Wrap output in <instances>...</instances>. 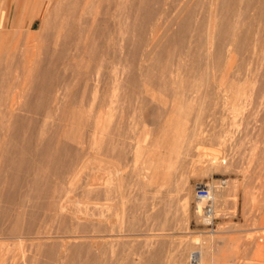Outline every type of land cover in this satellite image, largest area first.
I'll return each instance as SVG.
<instances>
[{"label": "rangeland", "instance_id": "rangeland-1", "mask_svg": "<svg viewBox=\"0 0 264 264\" xmlns=\"http://www.w3.org/2000/svg\"><path fill=\"white\" fill-rule=\"evenodd\" d=\"M22 1L0 0V18L2 9L6 16L4 26L0 28V38L2 39L0 42V65L2 67L6 56L15 48L16 58H21L20 49H18L22 47L20 33L14 34L13 32L17 30L23 32L30 27L27 26L28 21L14 27L17 4ZM59 1L61 0H29L28 14L38 16L30 27L31 30L33 29L32 31L39 28L45 13L50 11L56 13V9H60L59 5L57 6ZM135 1L126 0L128 6L124 17V20L126 19L124 28L127 34L125 52L129 53V56L127 53L125 54L127 60L124 59L126 61L122 64L123 66L118 65L117 69L106 79V76L101 78L103 80L99 85L102 84V86H98L96 91L92 90L93 92L89 90L84 100V112L100 116L99 118L95 117V120L93 118V122H97L99 129L93 140L91 139L93 145L91 142L88 145L87 150L90 151L85 150L81 158V166L76 171H69L65 175L66 177L64 176L63 180L65 181L62 180V188L57 193L54 205L57 208L53 210L57 214L53 213L48 225L50 227L46 233L51 236L47 240L49 244L54 245V251L48 253L43 246L39 248L35 244V240L27 235L24 237L23 234H19L14 236V239H6L2 235V239L0 238V264L9 262V264H84L88 263L89 258L95 255L102 264H192L189 256L195 249H198L199 252L196 264H202L204 249L209 250L211 257L203 264H264V58L235 53L229 64L227 61L225 62V65H228L227 71L220 73L219 70L215 68L216 71L213 68L214 63L219 60L217 59L219 57L216 56L219 48L217 45L218 35H220L222 21L228 14V10L234 8L231 11L233 17L230 16L239 22L237 28L260 29L262 26L260 22L257 21L251 25L249 21L255 19L261 0H235V3L232 0H147L148 6H151L153 10V15L150 21L145 26L143 25V29L140 24L141 21L143 24V20L140 19L143 16L140 15L142 12L135 8L136 5H132ZM182 1L185 4L189 3L183 6ZM128 3L132 6H129ZM115 23L114 17L108 23L112 46L116 44ZM155 23L157 30L154 27ZM197 24L201 28H198ZM130 35L131 37H128ZM156 41L161 43L160 46H153ZM17 45H19L18 48L15 47ZM131 50L132 52H130ZM133 52L137 56L133 54L134 57ZM142 52H148L147 59L145 53ZM135 60H137L136 63ZM211 61L213 64L210 63ZM172 64L173 66H171ZM163 66L173 71L164 70L166 71L164 74L161 68ZM174 68H177L179 74ZM167 73L171 75V78L175 76L176 80L183 78L184 85L186 86L188 82L189 85L192 84L191 87L188 88V84L187 88L180 87V92L177 88L178 92L177 90L175 92L179 96L175 93L172 94L174 90L168 91L172 90L171 82L164 78ZM212 73L216 79L220 78V80L217 81ZM104 79L106 83L103 82ZM211 81L216 82L212 84ZM105 86L107 89L104 88ZM126 94L133 95H129L131 98L129 99ZM180 105L185 107L182 108ZM186 107L189 110H184ZM56 117L48 119V127L50 131L61 127L66 129L62 134L66 140H70L80 133L79 130H84L83 126L79 125L77 120L72 117L71 119L64 118L62 121ZM57 123H60V126ZM56 125L59 128L56 129ZM114 125H121L122 128L124 127L123 134H128L125 137L126 140L123 139V134L122 138L120 137V140L123 141L121 142L122 146L125 142V146L122 148L127 151V153L123 151L126 162L121 158L124 155L118 156L121 158L120 161L125 162L124 165L121 163L122 161H118L119 158H115L117 155L113 156L115 151L110 150L106 154L103 153V149H106L107 143H109L107 140L112 135L108 130ZM184 126L186 129L188 128V132L190 131L189 134L191 132L196 134L183 139L180 133ZM62 128L58 130L59 133L63 132H60ZM179 143H183V146L180 147ZM177 144L178 147H176ZM149 145L151 146L149 147ZM118 165L125 167L123 171V166H120L119 173L122 172L126 175V172H132L130 173L132 175H126L131 177L130 186L126 188L127 191L125 190L123 194L108 192V196H106V192L100 196L88 192L89 189L86 188H89L88 182L92 176L95 179L93 181L97 182L96 186L99 189L103 188L106 185L103 182L114 175L115 167ZM126 165L128 166L126 167ZM140 169L144 174L149 173L150 177L154 178L152 183L145 187H140V184L136 183V173ZM98 171L103 174H99ZM26 172H20L22 178L19 177L20 183L18 182V186L16 185V196L23 195L24 197V194L29 196L33 191L28 192L31 184L29 181L27 182L29 189H26L25 180L27 177H29L27 180H30L32 176L28 175L31 172L28 174ZM150 173H154L153 176ZM50 177L53 179L56 175L53 172L48 173V179ZM144 177L142 182L151 181L150 177ZM133 178L134 180H132ZM21 179H24V182ZM220 180H224L226 183L216 196L217 217L212 224H208L202 216V209L198 205L199 200L195 197V189L199 183L208 181L218 184ZM102 183L104 185H101ZM107 185L112 186L113 181L107 182ZM93 186L95 187L94 184L91 187ZM17 189H21L20 193ZM144 194H147L146 198L149 195L146 200L147 204L144 202L146 199ZM28 196L24 197L29 206L23 204L26 211L24 220L22 219L23 224L28 222L29 214L38 217V213L42 209L41 205L38 210L36 206L34 209V201ZM44 196L42 197L47 200ZM42 197L39 200L46 202ZM28 199L29 201H27ZM42 201L39 203L42 204ZM12 204H16L13 208L11 206L12 210L17 208L16 200ZM136 207L139 208L136 210ZM39 208L41 209L39 210ZM97 210L100 211V214ZM134 210L138 212L135 211V213ZM148 210L151 212L149 213ZM109 214L110 216H107ZM83 221H85L84 223L87 221V224L90 225L98 222L96 224L98 230L92 226V229L89 228L88 234L92 238L91 242L90 238L78 237L75 239L76 243L74 241L72 245L67 243L69 232L65 230L60 232L62 229L58 227L62 224L61 222L67 227L68 224L75 226ZM3 222L5 220H2V225ZM84 223L81 226L87 225H83ZM95 224L93 226H96ZM101 225L104 229L99 230ZM92 230L98 234H94ZM65 234L67 235L65 236ZM112 234L115 236L118 234L120 239L112 237ZM98 235L101 237V241H99ZM97 238H99L98 241ZM81 239H87L84 240L83 245L80 244ZM97 244L100 245L98 248ZM154 255L156 256L154 257ZM53 256L55 257L53 258Z\"/></svg>", "mask_w": 264, "mask_h": 264}, {"label": "bare ground", "instance_id": "bare-ground-1", "mask_svg": "<svg viewBox=\"0 0 264 264\" xmlns=\"http://www.w3.org/2000/svg\"><path fill=\"white\" fill-rule=\"evenodd\" d=\"M138 1L136 0L135 2L132 3V5L133 6L136 5L135 8H138V10H141V12H142V14H140V15H143V16L140 19L143 20V24H142V21L140 22V24H141L142 29H143V27L150 21V18L153 15V10H152L151 6L150 7L148 6L147 3H149V2H147V0L146 1L140 0L139 2ZM232 1L234 3L236 2L235 0H232ZM25 2H26L25 3L26 6L24 5V10H23L21 18H22V21L27 19L29 22V20L32 19L34 17V15L30 16L28 14L29 13V6H28L29 0H26ZM187 3H189V2H187ZM187 3L185 4V2H183V6H184V4L187 5ZM58 5H59L60 9H56V11H57L56 13L50 11V12L44 14L42 22L40 23V26L38 29H36V31H32L33 29L31 30L30 29L31 26L29 27V25H28L29 28L25 29V31H23V32H20L21 30H17V31L13 32L14 34L20 33L19 37H20L21 42H22V47H19V45L15 46V47H17V48L19 47L18 49H20L21 58L20 59L16 58L17 51L15 48L13 52L10 51L11 53H9L6 56V61L4 63V66L2 67V65H0L1 66L0 67V238L2 235H4L5 236L4 238H6V239L7 238H13L14 236H18L19 234H23L24 237H25V235H27L28 237L32 238V240L33 239L35 240V244L37 246H39V248L43 246L44 249H47L48 253H52L54 251V248H53L54 245L49 244V241L47 239H49L51 236L47 235L46 233L48 231V227H50V226H48L50 219L52 218V215L55 212L53 210L55 208H57V207H54V205H55L57 193L61 190L62 185H63L62 180L64 179V176L66 174H68L69 171L70 172L76 171L77 168L81 166V163H80L81 158L83 157L85 150L88 152L90 151V150H87L88 145L91 143L93 145V142L91 141V139L93 140L95 134H97L98 129H99L97 122L96 121L93 122V118L95 120L97 118V116H98V118L100 116L99 115L93 116L90 113H85L84 112V109H85L84 100H85L89 90L91 92L97 90L98 86H100L99 83L100 82L102 83L103 79L101 80V78L106 76L105 77V79H106L108 75H110L115 69H117L118 65L124 64L125 61L127 60L126 57L129 56V53L125 52V43H126V39H127V34H126V31L124 28V24H125L124 21L126 22V19L124 20V17H125V13H126V7L128 6L126 0H66V1L61 0L57 3V6ZM132 5L129 4V6H132ZM229 7L231 8L232 6H229ZM180 9H182V8H180ZM233 9L234 8L232 7V10ZM232 10L229 9L228 14H226L224 16V19L222 21V27H221V30L219 31L220 35H218L219 36V42L217 45H219V48L218 47L217 48H218L219 54L217 53L216 56L219 57V58H217L219 60L216 59L217 63L216 62L214 63L215 65L213 68L214 69L216 68L217 70H219L220 73H222L223 71L224 72L227 71L228 65H225V62L227 61V63L229 64L230 59L234 56L235 53H243L248 57H250V56L252 57L253 55H256L258 58H264V0H261L259 3L258 13H257L255 19L252 21L251 20L249 21V23L251 25H253L257 21L260 22L262 24L260 29H253L251 27L242 28V29L237 28V25L239 22L235 21L236 18H235V20L233 18H231V16H232L231 11ZM113 17L116 19V23H115L116 24V32H115L116 44L112 46L111 42H110L112 39V36L110 35V33L108 31V23H109L110 19ZM20 25H22V24H20ZM183 25H184V23H183ZM156 26L157 25L155 23L154 27L157 30ZM197 27H198V24H197ZM198 28H201V27H198ZM140 32H144V31H140ZM199 32H200V30H199ZM160 34H161V32H160ZM154 36H156V35H154ZM128 37H131V35ZM158 38L160 39V37H158ZM154 39L156 40L155 37H154ZM1 41H2V39L0 38V42ZM159 41H156L155 43H157V42L159 43ZM129 42H130V40H129ZM146 43H148V42H146ZM155 43L153 46H156V45L160 46V44H161V43H159V44L158 43L155 44ZM156 47H154V48H156ZM132 50H133V48H132ZM132 50L130 52H132ZM153 50H155V49H153ZM148 52H150V51L148 50ZM126 53L128 55L125 57ZM142 53H145V52H142ZM147 53L144 54L145 58H146ZM151 53H149V54H151ZM190 53L192 54L191 51H190ZM133 54L136 55L135 52H133L132 55ZM148 56H147V58H148ZM124 59H126V60L124 61ZM134 59H136V58H134ZM136 61L137 60H135V63H136ZM135 63H134V65H136ZM210 63H212V61ZM171 66H173V64ZM190 67H191V65H190ZM161 68L163 69L164 74L166 73V71H164V70H167V72L168 71L170 72L172 70V69L169 70V68H167L166 66H163ZM177 68H174V70H176ZM214 69H213V71H214ZM176 71H174V72L176 73ZM181 71L183 72V69ZM208 71H209V69H208ZM175 73H174V75H175ZM177 73L179 74L178 71H177ZM168 75H169V73H167V75H165V76L168 77ZM161 76H163V75H161ZM170 76L171 75H169V77ZM212 76H213V73H212ZM166 77H164L165 80L167 79V80H170V82H171L170 88L172 90H168V91L172 92L174 90V92H172V94L175 93L177 96H179L175 91L177 90V88L179 89L180 87L185 86L184 85L185 82L182 81L184 79L180 78L179 80H176L175 76H174V78H171V77L166 78ZM217 77H219V76H217ZM161 79H162V77H161ZM215 79H216V76H215ZM214 80H212V81H214ZM216 80L218 81V80H220V78L219 79L217 78ZM208 81H209V78H208ZM103 82L106 83V80ZM166 82H168V81H166ZM215 82L214 83L212 82V84H215ZM187 84H188V88H189V86L191 87V85H192L191 83L189 85V83L187 82L186 86H187ZM101 86H102V84H101ZM164 86H166V85L164 84ZM210 86H211V83H210ZM211 87H213V86H211ZM104 88L107 89L106 86ZM177 92H178V90H177ZM179 92H180V89H179ZM74 94H75V96H74ZM126 95H128V94H126ZM126 95H125V97H127ZM129 95L127 98L131 99L129 97ZM132 95L133 94H131L130 96H132ZM134 95L136 96V94H134ZM180 98H181V96H180ZM102 100H103V97H102ZM90 102L92 103V100ZM101 104H102V101H101ZM180 106H182V108L185 107L183 105H180ZM188 107H189V105H188ZM186 108L184 110H189L188 108L187 109ZM211 114H212V112H211ZM211 114H210V116H211ZM54 116L55 117L57 116L56 118L61 119L59 121H62L64 118H67V117H68V119H71V117H72L75 120H77L79 125L83 126L84 130H82V131L79 130L80 133H77L75 136L70 138V140H66L62 136V134L65 133L64 130H66V129H63L61 127L62 130H60V132L61 131H63V132H61V133L58 132V130L61 128H59L57 125L60 126V123H57V125L55 126L56 129L57 128H59V129L50 131L47 121L49 118H51V117L53 118ZM185 127L186 126L183 127V129L180 133V135L183 137V139H187V137H192L196 134V133L194 134V132H191L189 134L190 131L188 132V130H187L188 128L186 129ZM193 130H195V129H193ZM108 131L112 135L107 140V142L109 141V143H107L108 144L107 148L103 149V153L105 152L104 154H106V152L113 150V151H115V155H113V156L117 155V157H115V158H119L118 156H122L125 153H127L126 149L122 148L123 146H125V142L122 146L121 142H123V141L120 140V137L124 135L123 134L124 133V127L122 128L121 125H119V126L114 125V126H111ZM125 134H126V132H125ZM126 136H128V134L124 135L123 139H125ZM95 139H96V137H95ZM189 141H190V139H189ZM182 144L183 143L180 144V147L183 146ZM184 144H186V143H184ZM150 146L151 145H149V147ZM97 147H99V146H97ZM176 147H178V144ZM179 151H180V148H179ZM86 154H88V153L86 152ZM89 155L91 157V153ZM113 156H112V158H113ZM121 158H123V160L125 159L124 161L126 162L125 155ZM121 158H119L118 161H120ZM123 160H121L122 162L121 161L120 162L124 165L125 162L123 163ZM120 162H119V164H120ZM114 164H115V162H114ZM83 166H85V165H83ZM120 166L121 165H118V167H115V173H114V175H111V178L106 179L105 182L101 181L104 184L106 183V185L104 187L102 186L103 188H100L101 190L99 189V187L96 186L97 182L93 181V180H95V179H93V176L92 177L90 176L91 179L88 182L89 188L88 187L86 188V189H89L88 192L93 193V195L96 194L95 196H97V195L100 196V195H102L103 192L104 193L106 192V196L109 195V194H107L108 192L123 194L124 191L126 190V188L130 186L131 177H129V176L132 175V174H130L132 172L128 171L129 172L128 173L125 170L126 175L129 174V176L127 177L124 173H122V172L119 173V170H121V168L119 169ZM127 166L128 165H126V167ZM96 168H97V166H96ZM122 168H123L122 170L124 171L125 167L123 166ZM98 169L100 170V168H98ZM23 171H27L26 174H28V172L29 173L31 172L30 174H28L29 176L32 175L30 180H27L29 178V177H27V179H26L27 181L25 180V182L27 183L29 181L31 183V184L29 183L30 184V186H29L30 191H28V192L30 193L31 190H33L32 193L29 194V196L24 194V197L28 196L29 198H31L34 201L33 202L34 209H35V206H36L37 210H38V207H40V205L42 207V209L39 208V210L41 209V211L38 213L39 214L38 217L35 215L31 216V214H29V216H28L29 220L26 224H23L24 222L22 223V219L26 215V211L23 208V204L24 203L26 204V200H24L23 195H21V196L17 195L16 196L17 192L15 190L17 183L20 181L19 180V177L21 176L20 172H23ZM151 171H152V169H151ZM51 172H53L56 175V177L53 179H52V177H50L48 179V173H51ZM98 172H99V174L101 173L100 171H98ZM152 172H154V171H152ZM111 173H113V172H111ZM74 174H75V172H74ZM101 174H103V172ZM150 174L152 175L154 173H150ZM144 176H147L148 178L150 177L149 173L144 174L142 172V169H140L136 173V183L140 184V187H145L147 184L149 185L154 180V178L152 179V177H150L151 181L142 182V178ZM97 177H99V175H97ZM20 178H22V177H20ZM100 179H103V178H100ZM21 180L24 182V179H21ZM98 180H99V178H98ZM132 180H134V178ZM42 181L44 182V184ZM63 181H65V180H63ZM111 181H113V185L112 186L107 185V182L111 183ZM220 182H218V184ZM26 183H24V184L26 185ZM103 183L101 185H104ZM93 184L95 185V187L94 186L91 187ZM153 184H154V182H153ZM218 184L211 183L212 192L214 194L215 199H217L216 198L217 193L219 192L221 187H223V186H219ZM25 185H24V187H25ZM27 186H28V183H27L26 187ZM29 187H27L26 189H29ZM142 189H144V188H142ZM20 190H18L19 193H20ZM22 192H24V191H22ZM145 195H147V194H144V196ZM42 196H44L47 200H45ZM95 196H93V197H95ZM41 197L46 202H43L41 200L43 203L42 204L39 203V202H41L39 200V199H41ZM103 198H104V196H103ZM115 198H116V195H115ZM140 198H141V196H140ZM145 198H146V196H145ZM147 198H149V195ZM147 198L145 199L144 202H146ZM14 200H16L17 208H14L12 210L11 206H12V208L14 206H16V204L15 205L12 204L14 202ZM23 201H25V202H23ZM27 201H29V199ZM144 202H142V203H144ZM146 204H147V202H146ZM26 205H28V204H26ZM91 205H94V204H91ZM136 205H137V203H136ZM141 205H143V204H141ZM198 205L202 209L203 202L199 200ZM139 207H136V210ZM134 208H131V209L133 210ZM150 209H151V207H150ZM136 210H134V212ZM144 210H146V209H144ZM216 210H217V206H216ZM32 211H33V209H32ZM97 211H99V210H97ZM139 211H141V210L139 209ZM93 212H91V213H93ZM136 212H138V211H136ZM148 212L150 213L151 211L148 210ZM156 212H157V210H156ZM141 213H139V214H141ZM55 214H57V213H54V215ZM86 214L88 215V213H86ZM99 214H100V211H99ZM104 214H105V211H104ZM107 216H110V214ZM111 216H112V214H111ZM153 217H154V215H153ZM135 218H136V216H135ZM155 218H157V217L155 216ZM2 220H5V222H3V225H2ZM204 220L208 224H212V222H213V221H209L208 219H204ZM61 221H63V220H61ZM64 221H65V219H64ZM84 222L85 221L81 222V224L80 223H77V224H79V226H81L82 223H84ZM109 222H110V220H109ZM125 222H126V219H125ZM61 223L62 224H60V226L58 227L59 229H62V231L60 230V232H63V230L69 232L68 235L65 234V236L67 235V237H68L66 242L70 243L72 245L74 242L76 243L75 239L78 237H87V239H89L90 238L89 237L90 234H88L89 228L92 229V227H96V229H97L96 224L98 222L96 224L93 223L96 226H93V224L90 225L88 223L90 225L89 226L87 224V221H86V223H84L83 225H86V224L87 225L81 226L82 228L81 227L79 228V226H77V224H75V226H69V224H68L69 228L71 227L70 229L67 228L68 226L67 227L64 226L63 222H61ZM138 224H140V223H138ZM98 227H99V225H98ZM104 227H106V226H104ZM101 228H103L102 225L100 226L99 230ZM124 228H126V227H124ZM79 229H82V230H79ZM112 229H113V227H112ZM129 229H130V227H129ZM78 231H81V232L78 233ZM83 231H84V233H82ZM68 232H66V233H68ZM92 232H93V230H92ZM93 233L98 234L97 232L96 233L93 232ZM105 233H107V232H105ZM102 234H104V233L102 232ZM27 236H26V238H27ZM113 236L119 238L118 234L116 236L112 234V237ZM119 236H121V235H119ZM67 237H65V238H67ZM94 237L95 236H93V238ZM97 237H100V236L98 235ZM109 237L111 238V236H109ZM117 238H116V240H118ZM91 239L92 238H90V242H91ZM98 239L99 238H97V241H98ZM81 240H82V242L80 241L81 242L80 244L83 245V242L85 239L84 240L81 239ZM93 241H94V239H93ZM99 241H101V237H100ZM111 242H112V240H111ZM77 243H79V242H77ZM99 243L101 244V242H99ZM124 243H126V242H124ZM92 244H94V242H92ZM81 245H79V246H81ZM56 246H57V244H56ZM74 246H75V244H74ZM96 246L98 248L100 245L98 246V244H97ZM202 253H203V257H202L201 262L203 264V263H206V260L208 258H210L211 255L209 254L208 249H204ZM193 255L196 256L195 261H193L191 258ZM155 256L156 255H154V257ZM49 257H51V256H49ZM54 257L55 256H53V258ZM61 257H62V255H61ZM150 257H152V256H150ZM189 258H190L189 260L192 264H196V262L199 258L198 249H195L194 251H192ZM89 259H90V261L88 263H86L84 261L85 262L84 264H102L100 259L97 258L96 255L93 256L92 258L90 257ZM56 262H58V261H56ZM12 263H13V261H12Z\"/></svg>", "mask_w": 264, "mask_h": 264}, {"label": "built area", "instance_id": "built-area-1", "mask_svg": "<svg viewBox=\"0 0 264 264\" xmlns=\"http://www.w3.org/2000/svg\"><path fill=\"white\" fill-rule=\"evenodd\" d=\"M221 182L218 184L219 186H223L225 184L224 180H220ZM195 197L203 202L202 207V216L204 219H208L209 221H214L217 217L216 210V199L212 192V187L210 182H202L197 184L195 189ZM192 260L195 261L196 256L193 255Z\"/></svg>", "mask_w": 264, "mask_h": 264}, {"label": "crops", "instance_id": "crops-1", "mask_svg": "<svg viewBox=\"0 0 264 264\" xmlns=\"http://www.w3.org/2000/svg\"><path fill=\"white\" fill-rule=\"evenodd\" d=\"M26 0H23L22 3H18L17 4V9H16V14H15V17H14V27H17L18 25L20 24H24L25 22H27L28 20L26 19V21H22V13H23V10H24V5H25V2ZM1 6V4H0ZM21 14V15H20ZM38 16L35 15L32 19L29 20L27 26H32V24L34 23V20L37 18ZM6 21V16L4 15V10L2 9V15H1V18H0V28L4 26V23ZM33 21V22H32ZM31 24V25H30Z\"/></svg>", "mask_w": 264, "mask_h": 264}]
</instances>
